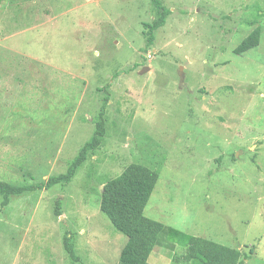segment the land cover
<instances>
[{
    "label": "rangeland",
    "instance_id": "1",
    "mask_svg": "<svg viewBox=\"0 0 264 264\" xmlns=\"http://www.w3.org/2000/svg\"><path fill=\"white\" fill-rule=\"evenodd\" d=\"M160 1L150 46V0L0 1V181L65 173L107 98L74 178L0 208V264H118L127 239L100 195L130 164L158 173L144 216L179 231L178 254L200 237L264 264V0Z\"/></svg>",
    "mask_w": 264,
    "mask_h": 264
},
{
    "label": "trees",
    "instance_id": "2",
    "mask_svg": "<svg viewBox=\"0 0 264 264\" xmlns=\"http://www.w3.org/2000/svg\"><path fill=\"white\" fill-rule=\"evenodd\" d=\"M1 2L4 0H0ZM158 12V18L151 25H146V45L153 43L154 31L165 25L169 15L168 10L160 0H150ZM260 41V29L256 27L233 50L236 55L257 47ZM107 98L100 107L98 120L92 137L79 150L76 157L69 163L66 172L49 177L45 182L34 185H11L0 181V208L9 205L12 197L25 193L49 190L56 185L68 184L76 175L90 154L96 151L105 135L104 112ZM158 180V173L141 164H130L122 173L103 183L100 195V212L107 217L112 227L126 237V243L120 251L119 264H146L153 248L158 244L162 235H167L170 242L175 244L179 231L167 227L158 221L144 216V209L153 193ZM54 215L59 217L58 202L55 204ZM63 247L68 256L77 260L69 233L63 237ZM253 254L250 249L249 255ZM248 259V255H244ZM172 264H241V252L237 249L220 245L200 237H190L184 252H174Z\"/></svg>",
    "mask_w": 264,
    "mask_h": 264
},
{
    "label": "crops",
    "instance_id": "3",
    "mask_svg": "<svg viewBox=\"0 0 264 264\" xmlns=\"http://www.w3.org/2000/svg\"><path fill=\"white\" fill-rule=\"evenodd\" d=\"M179 237L180 233L178 234V237L173 246V244L168 240V236L162 235L158 244L151 251L146 264H172L171 258L174 252H176ZM189 238L190 237L188 236L185 239L184 245L187 244Z\"/></svg>",
    "mask_w": 264,
    "mask_h": 264
},
{
    "label": "water",
    "instance_id": "4",
    "mask_svg": "<svg viewBox=\"0 0 264 264\" xmlns=\"http://www.w3.org/2000/svg\"><path fill=\"white\" fill-rule=\"evenodd\" d=\"M145 68H143L141 71H144Z\"/></svg>",
    "mask_w": 264,
    "mask_h": 264
}]
</instances>
